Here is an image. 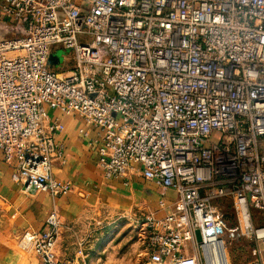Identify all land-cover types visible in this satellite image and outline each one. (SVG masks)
<instances>
[{
    "label": "built area",
    "instance_id": "obj_1",
    "mask_svg": "<svg viewBox=\"0 0 264 264\" xmlns=\"http://www.w3.org/2000/svg\"><path fill=\"white\" fill-rule=\"evenodd\" d=\"M49 110L97 130L107 178L137 163L176 192L143 220L146 264H232L224 237L264 264V0H0V152L25 192L57 197L72 185ZM61 227L53 210L19 245L85 264L58 257Z\"/></svg>",
    "mask_w": 264,
    "mask_h": 264
},
{
    "label": "crops",
    "instance_id": "obj_2",
    "mask_svg": "<svg viewBox=\"0 0 264 264\" xmlns=\"http://www.w3.org/2000/svg\"><path fill=\"white\" fill-rule=\"evenodd\" d=\"M49 113L62 128L57 142L64 154L63 161L55 162L53 175L71 183L72 191L57 197L25 192L12 178L14 163L4 161L0 152V264H42L32 249L19 245V237L25 231L41 233L53 210L62 223L56 248L59 258L85 264H146L149 251L143 220L156 213L162 199L166 209L158 210L166 213L176 192L160 187L162 192L148 194L147 185L155 183L142 176L137 163L126 178H107L97 146L88 143L98 138L97 130L81 116ZM81 130L88 132V138ZM154 196L156 208L148 212L147 198Z\"/></svg>",
    "mask_w": 264,
    "mask_h": 264
},
{
    "label": "rangeland",
    "instance_id": "obj_3",
    "mask_svg": "<svg viewBox=\"0 0 264 264\" xmlns=\"http://www.w3.org/2000/svg\"><path fill=\"white\" fill-rule=\"evenodd\" d=\"M58 53H59V57H60L59 62H61V60L63 59L62 56L64 57L65 55H67V52L63 49H60ZM61 64L53 67V69L58 71L60 69L58 67H61L60 66ZM262 146L264 147V141L262 142ZM154 185L156 187L153 185H147L148 194L154 195V193H156L157 191L162 192V190L159 189L160 187H158L156 184H154ZM155 196L152 198H150V197L147 198V204H148L147 210H148V212H150L151 210L156 208ZM158 208H159V206H158ZM158 208H156V210L159 212ZM158 214L160 216H163L165 213L162 212V213H158ZM230 224L232 225V223H230ZM224 239H225V243H226L228 256L231 258L232 264H242L251 258L250 249L252 246L247 241H243V240L233 241V240H230L226 237H224Z\"/></svg>",
    "mask_w": 264,
    "mask_h": 264
},
{
    "label": "water",
    "instance_id": "obj_4",
    "mask_svg": "<svg viewBox=\"0 0 264 264\" xmlns=\"http://www.w3.org/2000/svg\"><path fill=\"white\" fill-rule=\"evenodd\" d=\"M59 60H60L59 53H57V54L51 56V62H52V63L55 64V63H57ZM196 236H197V240L200 241L201 238H200V234H199L198 231L196 232Z\"/></svg>",
    "mask_w": 264,
    "mask_h": 264
}]
</instances>
